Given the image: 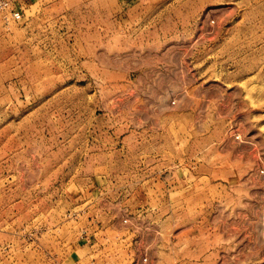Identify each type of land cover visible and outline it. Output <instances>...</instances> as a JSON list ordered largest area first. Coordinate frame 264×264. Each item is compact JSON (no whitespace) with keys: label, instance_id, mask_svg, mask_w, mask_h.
<instances>
[{"label":"rangeland","instance_id":"obj_1","mask_svg":"<svg viewBox=\"0 0 264 264\" xmlns=\"http://www.w3.org/2000/svg\"><path fill=\"white\" fill-rule=\"evenodd\" d=\"M0 264H264V0H10Z\"/></svg>","mask_w":264,"mask_h":264},{"label":"built area","instance_id":"obj_2","mask_svg":"<svg viewBox=\"0 0 264 264\" xmlns=\"http://www.w3.org/2000/svg\"><path fill=\"white\" fill-rule=\"evenodd\" d=\"M0 10L10 11L13 19L16 20H19L22 17L20 11L13 7L12 2L10 0H0Z\"/></svg>","mask_w":264,"mask_h":264}]
</instances>
